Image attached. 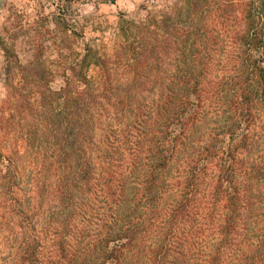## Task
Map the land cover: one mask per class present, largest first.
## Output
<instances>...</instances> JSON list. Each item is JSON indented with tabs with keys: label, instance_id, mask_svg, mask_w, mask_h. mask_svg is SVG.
I'll return each instance as SVG.
<instances>
[{
	"label": "trees",
	"instance_id": "obj_1",
	"mask_svg": "<svg viewBox=\"0 0 264 264\" xmlns=\"http://www.w3.org/2000/svg\"><path fill=\"white\" fill-rule=\"evenodd\" d=\"M132 25L131 61L84 55L57 88L5 49L0 264H264V0Z\"/></svg>",
	"mask_w": 264,
	"mask_h": 264
},
{
	"label": "rangeland",
	"instance_id": "obj_2",
	"mask_svg": "<svg viewBox=\"0 0 264 264\" xmlns=\"http://www.w3.org/2000/svg\"><path fill=\"white\" fill-rule=\"evenodd\" d=\"M173 1L0 0V102L6 93L5 49L9 48L23 64L41 57L52 71V87L57 88L62 84L64 67L84 55L91 62L90 75L98 73L102 59L121 56L131 61L134 53L124 43L132 47L138 39L134 43L138 47L141 31L132 25L126 35L122 27L141 23L148 14ZM116 70L125 76L136 69L130 64Z\"/></svg>",
	"mask_w": 264,
	"mask_h": 264
}]
</instances>
